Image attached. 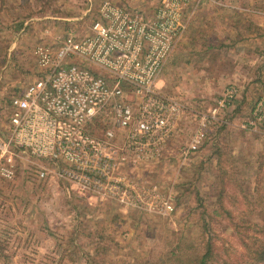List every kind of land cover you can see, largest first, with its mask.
<instances>
[{
  "label": "rangeland",
  "instance_id": "374dc122",
  "mask_svg": "<svg viewBox=\"0 0 264 264\" xmlns=\"http://www.w3.org/2000/svg\"><path fill=\"white\" fill-rule=\"evenodd\" d=\"M159 1L0 0V137L8 100L42 75L37 47L85 35L103 2L151 16ZM184 22L156 83L180 105L176 135L110 181L155 190L173 210L150 194L135 207L19 171L0 181V264H199L206 251V264H250L236 228H264V130L252 115L264 99V0H192ZM227 86L237 95L186 153L197 117Z\"/></svg>",
  "mask_w": 264,
  "mask_h": 264
},
{
  "label": "built area",
  "instance_id": "2783aa9c",
  "mask_svg": "<svg viewBox=\"0 0 264 264\" xmlns=\"http://www.w3.org/2000/svg\"><path fill=\"white\" fill-rule=\"evenodd\" d=\"M192 0H160L151 16L103 2L83 36L59 37L55 48L37 47L42 75L11 97L0 137V181L19 171L85 192L142 206L144 192L112 180L121 164L159 156L176 135L180 105L156 92L161 70L186 29ZM215 106L200 114L185 152L198 151L205 128L237 95L227 86ZM252 115L264 130V99ZM151 210V209H149Z\"/></svg>",
  "mask_w": 264,
  "mask_h": 264
},
{
  "label": "trees",
  "instance_id": "16d2710c",
  "mask_svg": "<svg viewBox=\"0 0 264 264\" xmlns=\"http://www.w3.org/2000/svg\"><path fill=\"white\" fill-rule=\"evenodd\" d=\"M56 1V0H52ZM239 237H241L242 240L246 241V248L249 252V255L247 256V261H249L250 264H264V228L258 230V236L253 237L249 236L247 231L245 232L244 229L239 230L236 228ZM209 257V251H206V253L201 256L199 260V264H206Z\"/></svg>",
  "mask_w": 264,
  "mask_h": 264
}]
</instances>
